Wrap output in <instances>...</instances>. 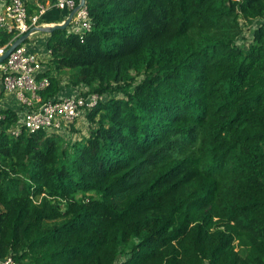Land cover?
Segmentation results:
<instances>
[{"label":"trees","instance_id":"obj_1","mask_svg":"<svg viewBox=\"0 0 264 264\" xmlns=\"http://www.w3.org/2000/svg\"><path fill=\"white\" fill-rule=\"evenodd\" d=\"M86 7L91 30L50 33L37 79L41 103L74 87L104 97L87 138L12 137L16 109L1 110L0 259L264 264V0Z\"/></svg>","mask_w":264,"mask_h":264},{"label":"built area","instance_id":"obj_2","mask_svg":"<svg viewBox=\"0 0 264 264\" xmlns=\"http://www.w3.org/2000/svg\"><path fill=\"white\" fill-rule=\"evenodd\" d=\"M27 1L29 0H0V32L11 36L9 42L0 43V56L16 39L29 33L26 40L0 63V84L3 91L0 98V122L5 119L1 110L12 108L16 109L17 121L7 130L10 136L18 137L22 131L33 133L43 130L66 138L76 120L87 110L92 109L103 97L88 93L86 88L74 87L68 93L62 91L54 99L41 103L38 91L48 86V80L37 78L44 71L51 53L45 49L46 40H40V36L33 37L39 32L38 28L52 26L45 19L48 10L63 12L61 20L63 23L80 0H52L51 3L34 0L36 8L32 14H28ZM83 1V6L74 12L66 28L68 33L77 36L91 30L86 0ZM256 23L259 24L257 21ZM258 24L254 23L253 26L244 28L243 37L237 41L238 45L247 46L251 33ZM9 96H13L16 106L6 104L3 106V102L6 103ZM0 264L18 263L8 256L0 259Z\"/></svg>","mask_w":264,"mask_h":264},{"label":"rangeland","instance_id":"obj_3","mask_svg":"<svg viewBox=\"0 0 264 264\" xmlns=\"http://www.w3.org/2000/svg\"><path fill=\"white\" fill-rule=\"evenodd\" d=\"M60 14L61 13L55 12V11L53 13H50L47 16V22L52 24L57 21H60ZM256 24L258 23L255 22V25ZM43 34H46V33L38 32L33 38H37L39 37V35H43ZM48 60H50V57L48 58ZM49 62L50 61H48V64ZM61 77L64 81H66L68 77V72H66V70L62 71ZM116 96H118V94ZM89 129H90V124L88 120L85 118V115H83L81 118L76 120L75 125L72 127V130L70 134L68 135L66 142L70 141L71 143H74V142H78V141H81L82 139L87 138Z\"/></svg>","mask_w":264,"mask_h":264},{"label":"water","instance_id":"obj_4","mask_svg":"<svg viewBox=\"0 0 264 264\" xmlns=\"http://www.w3.org/2000/svg\"><path fill=\"white\" fill-rule=\"evenodd\" d=\"M84 4V1L83 0H80L78 6L69 13L68 17L65 19V21L60 25H54V26H51V27H40L38 28V31L39 32H43V33H47V34H50L52 33L53 31L55 30H65L70 22V19L71 17L73 16L74 12L81 8ZM29 36V33H25L24 35L20 36L18 39H16L9 47L8 49L5 51V53L0 56V63L3 62L7 57L8 55L17 47L19 46L22 42H24L26 40V38Z\"/></svg>","mask_w":264,"mask_h":264},{"label":"crops","instance_id":"obj_5","mask_svg":"<svg viewBox=\"0 0 264 264\" xmlns=\"http://www.w3.org/2000/svg\"><path fill=\"white\" fill-rule=\"evenodd\" d=\"M34 1V0H33ZM45 2H47V3H51L52 2V0H42V3H45ZM49 11H51V10H49ZM49 11H47V12H49ZM53 11H55V10H53ZM55 12H59V11H55ZM59 13H61L60 14V21H57V22H55V23H52L51 25L53 26V25H56V24H60L61 23V20H62V18H63V12H59ZM62 24V23H61ZM60 24V25H61ZM40 36V40H47L48 39V36H49V34H43V35H39ZM63 83H65V82H63ZM13 96H9L8 98H7V102L5 103V102H3V106L6 104V106H16V104H15V100L12 98ZM4 101V100H3Z\"/></svg>","mask_w":264,"mask_h":264}]
</instances>
